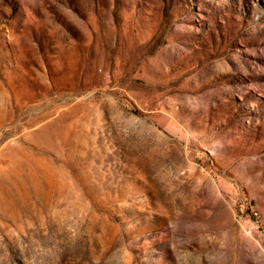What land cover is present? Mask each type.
I'll return each mask as SVG.
<instances>
[{"label":"rangeland","instance_id":"374dc122","mask_svg":"<svg viewBox=\"0 0 264 264\" xmlns=\"http://www.w3.org/2000/svg\"><path fill=\"white\" fill-rule=\"evenodd\" d=\"M0 264H264V0H0Z\"/></svg>","mask_w":264,"mask_h":264}]
</instances>
